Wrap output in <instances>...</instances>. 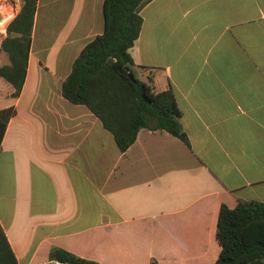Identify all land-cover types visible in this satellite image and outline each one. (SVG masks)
<instances>
[{"label": "crops", "instance_id": "0c3cea01", "mask_svg": "<svg viewBox=\"0 0 264 264\" xmlns=\"http://www.w3.org/2000/svg\"><path fill=\"white\" fill-rule=\"evenodd\" d=\"M104 2L39 0L20 95L0 77V111H13L0 142V225L18 264H64L53 248L100 264H215L221 205L264 203V0L143 5L133 73L173 91L188 142L144 128L125 153L62 94L104 33ZM21 7L0 0L6 29Z\"/></svg>", "mask_w": 264, "mask_h": 264}, {"label": "trees", "instance_id": "16d2710c", "mask_svg": "<svg viewBox=\"0 0 264 264\" xmlns=\"http://www.w3.org/2000/svg\"><path fill=\"white\" fill-rule=\"evenodd\" d=\"M38 1L22 0L1 43L9 62L0 66V77L13 86L14 97L25 84ZM149 1L105 0L104 33L85 46L62 85L64 98L97 116L123 153L144 128L166 131L188 142L173 91L156 92L152 77L144 82L129 75L135 64L130 49L143 25L140 11ZM12 113V109L0 111V142ZM216 236L221 252L215 264H264V203L239 201L233 209L221 205ZM50 259L64 264H100L61 248H53ZM0 264H18L1 225ZM150 264L159 263L152 260Z\"/></svg>", "mask_w": 264, "mask_h": 264}, {"label": "bare ground", "instance_id": "6f19581e", "mask_svg": "<svg viewBox=\"0 0 264 264\" xmlns=\"http://www.w3.org/2000/svg\"><path fill=\"white\" fill-rule=\"evenodd\" d=\"M12 6V5H11ZM18 7V6H17ZM8 9V8H6ZM5 9V10H6ZM5 10H2L1 13L3 14V20L0 22V26H5L6 25V21L8 20V15L6 14V11ZM11 10V9H10ZM12 11V16H14L13 14L15 13L14 10H11ZM4 17H6V19H4Z\"/></svg>", "mask_w": 264, "mask_h": 264}, {"label": "rangeland", "instance_id": "374dc122", "mask_svg": "<svg viewBox=\"0 0 264 264\" xmlns=\"http://www.w3.org/2000/svg\"><path fill=\"white\" fill-rule=\"evenodd\" d=\"M5 9H6V8H4V9H2V10H5ZM2 10H1V11H2ZM1 11H0V12H1ZM11 18H12V17H10V18L8 17V20H10ZM4 19H6V17H4ZM5 32H6V25H5V26H4V25H3V26H0V41L3 40V35H4ZM2 62H3V61H2ZM2 64H3V63H0V65H2ZM2 90H3V89H2Z\"/></svg>", "mask_w": 264, "mask_h": 264}, {"label": "water", "instance_id": "95a60500", "mask_svg": "<svg viewBox=\"0 0 264 264\" xmlns=\"http://www.w3.org/2000/svg\"><path fill=\"white\" fill-rule=\"evenodd\" d=\"M0 20H1V16H0ZM2 41H3V40L0 41V55L2 54V49H1V43H2ZM129 75H130V78H131V79H134V78H135V77H134V74H133L132 72H130Z\"/></svg>", "mask_w": 264, "mask_h": 264}, {"label": "built area", "instance_id": "2783aa9c", "mask_svg": "<svg viewBox=\"0 0 264 264\" xmlns=\"http://www.w3.org/2000/svg\"><path fill=\"white\" fill-rule=\"evenodd\" d=\"M0 15H1V20H0V22H1L3 20V14L0 12Z\"/></svg>", "mask_w": 264, "mask_h": 264}]
</instances>
